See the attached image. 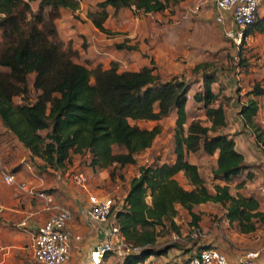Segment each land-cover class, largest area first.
Here are the masks:
<instances>
[{
	"label": "trees",
	"instance_id": "trees-1",
	"mask_svg": "<svg viewBox=\"0 0 264 264\" xmlns=\"http://www.w3.org/2000/svg\"><path fill=\"white\" fill-rule=\"evenodd\" d=\"M33 1L36 0H0L2 164L5 160L18 161V152L23 151L31 161L37 159L40 169L65 171L72 155L77 158L86 154L87 169L92 173L112 167L124 169L136 165V156L152 147L160 134L158 124L174 119L170 160L139 167L138 175L127 187L122 207L114 213V224L124 242L141 251L122 259L106 254L102 264H145L150 257L178 248L176 244L157 247V230L180 236L181 228L176 222L180 210L190 218V232L200 231L201 213L197 208L209 204L220 205L228 226L240 235H253L258 226H264V195L244 194L246 180L254 179L250 165L236 150L233 138L217 132L226 128L228 121L220 93L213 87L217 80L214 74L203 73L201 89L192 96L205 112L210 123L207 127L198 120L189 121L187 103L189 92L196 86L194 82L161 76L148 65L137 71H119L114 62L105 69L100 62L91 60L94 66L88 69L78 62L79 53L72 43L59 39L56 25L61 9L75 11L78 4L74 0H40L33 13ZM173 1L97 0V11L87 13L86 18L98 31L106 33L108 17L118 18L123 9L157 13ZM255 34L264 37V16H258L244 30L242 42ZM115 48L136 49L127 41ZM262 96L264 83H254L238 115L242 126L253 129L256 142L264 149V129L255 124L259 111L256 98ZM140 123L155 125L147 128ZM6 147L9 150L5 155ZM194 155L214 156L212 175L220 184H215L213 191L206 186L198 164L191 160ZM10 173L17 175L16 169ZM179 174H183L189 190L179 184ZM239 178L244 179L236 184L240 193L231 195L229 184ZM38 190L54 195L51 189ZM205 248L211 247L199 245L189 252V257Z\"/></svg>",
	"mask_w": 264,
	"mask_h": 264
},
{
	"label": "rangeland",
	"instance_id": "rangeland-1",
	"mask_svg": "<svg viewBox=\"0 0 264 264\" xmlns=\"http://www.w3.org/2000/svg\"><path fill=\"white\" fill-rule=\"evenodd\" d=\"M39 1L36 0L30 3L33 13L37 12ZM74 1L78 4V12L64 10L68 12V18L64 17L63 22L60 23L59 37L66 41L65 38L68 36V31H75V33L72 32L69 35L72 37L77 35L75 40H71V43L79 53V63L84 64L88 69H92L94 64L91 60L96 62L100 60L104 68H108L114 62L118 65L119 71L140 70L144 65H148L153 66L155 73L161 76L178 77L188 83L194 82L196 86L189 92L187 103L189 121L195 119L207 127L210 126V123L205 117V112L200 108L202 107L201 104L193 102L192 96L198 89H201L202 74H214L217 80L213 87L216 93H220L219 99L224 106L228 119L227 127L218 129L217 132L228 134L233 138L240 137L241 145L245 147H247L246 144L251 142L256 154L253 155L254 151L250 153L249 148H247L245 157L249 159L255 156L258 162L262 159L263 164V146L256 142L253 129L252 132L250 131L253 136L250 137L248 135L246 132L248 128L242 126L238 115L239 107L246 102L245 96L251 90L253 84L256 82L264 83V38L262 36L258 34L252 35L244 42L241 41L239 48L236 49L234 44L223 35L221 28L214 22L215 11L210 2H205V0H174L163 11L157 13H133L126 9L119 13L124 22L132 16H136L139 19V22L136 23L137 25L135 27L132 26L139 33L137 34L138 42L133 44L137 51L132 53V51L117 50L115 48L125 42V38L121 35L124 33L123 31H130V22H122L125 28L119 27V31H115L116 33L110 31L109 33L95 32L91 28L86 15L89 12L97 11V0ZM261 9L259 17L264 16V4ZM47 13L48 10L45 11V14ZM117 20L121 22L118 17L110 19L107 23L110 26L111 22H113L117 27ZM97 54L101 56L99 59L94 58ZM199 65L204 66L200 70H196L195 67ZM260 104L261 112L258 119L259 122H256V125L263 128L264 125L261 123L264 120L263 99ZM153 125L155 124L140 123V126L147 128ZM158 125L160 127L159 136L151 148L136 156V165L128 166L124 169L112 167L102 170L99 171L101 173L99 177H97L98 175H93L94 173L87 169L89 162L87 154L77 158L72 155L71 165L66 167L65 171L59 172L50 168L40 169L39 166L37 167V159L31 161L25 156L23 151L18 152V161L5 160L2 167L3 169L6 168L5 170H8V172H13V169H16L18 179H24L22 181L29 183L36 189H51L54 192L52 196H61L63 199H67V195L61 192L64 189L63 182L69 180L73 171L84 169L83 171L89 179L88 182H91V179L94 178L98 185L97 188L100 185H104L102 188H105L109 192V196L113 198L114 209H119L123 205V199L130 181L138 175L139 167L169 161L171 158L174 119L172 117L164 119ZM239 147L241 146L238 143ZM8 150L9 147H6L3 153L6 155ZM191 160L198 164L206 186L210 191H213V186L220 184L212 175L214 156L201 158L198 155H194ZM262 164L258 166L257 174L252 173L254 179L252 181L246 180V185L244 186L245 195L253 194L257 196L260 193V189L264 187V169ZM254 166V164L250 163L251 168H254ZM58 176L60 177L58 178ZM26 177H29L30 180L27 181ZM243 178L235 179L229 184L231 195L236 196L240 193L236 189V184L243 181ZM94 179L93 181H95ZM177 180L184 189H190L185 178L178 175ZM1 186L0 182L1 201L3 199L6 200L7 197L17 199L18 202L16 201V204L12 205L13 210L19 209V206H25L24 204H29V197L26 196V199L15 188L12 190ZM77 196L78 198L80 197L79 194ZM18 199H21V203ZM59 203L63 204V200ZM81 204L82 201L79 203V207ZM32 205L40 207L37 204L35 205V203ZM66 205H69V203ZM76 207L79 208L77 204ZM197 212L201 213V235L193 239L190 238V218L183 210H180L176 218V222L181 228L179 240L173 241L171 240L172 234L164 233L160 228L157 230L159 231L157 247L163 249L166 246L176 244L178 248L173 247L161 256L150 257L147 260L150 261L149 264H186L190 255L189 252L193 251V248H198L199 245L219 250L230 261L245 251L257 248L264 226H258L257 232L253 235L243 236L228 226L223 217L224 211L220 205H202L197 208ZM22 218L24 219V216L17 215L14 218L15 220L9 221V224H12V227L7 229L10 237L19 235L20 231L14 225L20 222ZM83 225L84 223L82 222ZM4 233L6 232L2 231V234ZM23 238L22 249L19 251V259L16 263L34 264L33 261H28L32 254V251H30L31 247L29 248L30 239L24 234ZM81 246L82 244L78 247L80 248ZM257 264H264V256Z\"/></svg>",
	"mask_w": 264,
	"mask_h": 264
},
{
	"label": "built area",
	"instance_id": "built-area-1",
	"mask_svg": "<svg viewBox=\"0 0 264 264\" xmlns=\"http://www.w3.org/2000/svg\"><path fill=\"white\" fill-rule=\"evenodd\" d=\"M26 1V0H25ZM214 7V22L221 28L223 35L236 49L243 39L244 30L251 26L259 16L264 0H205ZM0 177L4 185L15 188L32 200H39L41 210L47 219L36 228L32 238V259L34 264H68L70 261L71 242L80 241L79 236L69 231L72 212L68 207L55 203L52 195L34 188L29 183L18 179L16 174L3 169L0 160ZM88 177L83 170L71 173L66 184H72L85 190L86 200L78 209L84 226L90 232L101 235L99 243L89 253L90 264H102L106 254H113L118 259L140 253L139 247H132L124 242L118 227L114 224L115 203L110 196H101L86 191ZM122 207V206H121ZM2 209L0 207V213ZM21 227H26L22 222ZM190 238L200 236L195 229ZM173 234L171 240H179ZM264 256V231L257 248L243 252L230 261L226 255L214 248H205L192 253L187 264H257Z\"/></svg>",
	"mask_w": 264,
	"mask_h": 264
},
{
	"label": "crops",
	"instance_id": "crops-1",
	"mask_svg": "<svg viewBox=\"0 0 264 264\" xmlns=\"http://www.w3.org/2000/svg\"><path fill=\"white\" fill-rule=\"evenodd\" d=\"M64 10H67L69 12H75V13L78 12V8L75 11H71L68 9H61L60 10V18L56 21V25L58 28V36L60 33V30H59L60 23L63 22L64 17L68 18V15H67L68 12H66ZM112 18H113L112 16H109L107 21L104 24V29H105L106 33H109V31L112 33H116L117 31H119V27L125 28V25L123 23L130 22V24H131L130 31H128V32L123 31L124 33L121 36L125 38L124 40L127 41V44H129V45H133L134 43L138 42L137 34H139V33L137 32V30L133 29V27H135L137 25L136 23L139 22V19L136 16H132V17L128 18L127 20H125V22H124L122 17H120V15H119L121 22H119L118 20L116 21V23H118L117 27L115 26V24L113 22H111L110 26L108 25L107 22ZM113 19H116V18H113ZM89 23L91 24L90 21H89ZM69 25H71V24H69ZM91 28L95 32H100L92 24H91ZM127 30H128V28H127ZM72 32H73V30L68 31V33H67L68 36L66 35L67 37L65 38L66 41L60 39V37H59V39L63 42H69V41L71 42L72 39L75 40L77 35H76V37L75 36L72 37L69 35V34H72ZM73 33H75V31ZM73 48H74V46H73ZM74 49H76V48H74ZM136 51H137V49L132 50V53H136ZM91 57H92V55H91ZM91 57H89V58H91ZM99 57H101V56L98 54L94 56L95 59L96 58L99 59ZM99 62H101V61L99 60ZM135 71H137V70H135ZM262 99L264 100V96L256 98V100L258 101V104H259V111H258V117L255 120V124H256V122H259L258 119L260 117V112H261V104L260 103L262 102ZM227 121H228V119H227ZM261 123L264 125V120ZM243 127L248 128L249 131L246 130V132L248 133V135L250 137H252L253 136V134L251 133L252 129L248 126H243ZM262 129H264V127ZM233 140L235 142L236 150L244 155L245 161L248 163V165H250V163L255 165L254 168L253 167L251 168V171H253L254 174H257L258 169H259L258 166L262 164V161H261L262 159L259 160L260 162H258L257 161L258 159L255 156H253V158H249V159H247L245 157V155H246L245 151L247 150V148H249L250 153L251 152L253 153V151H254L253 155L256 154L255 153L256 150L254 149V147L251 146V142L246 144L247 147H245V146L241 145L242 142H241L240 137L239 138H233ZM238 143H239V146H241L239 148H238ZM0 157H1V155H0ZM1 165H3L2 162H1ZM262 165H263V169H264V161H263ZM80 170H82V169H80ZM99 173L100 172L94 173L93 175H98L97 177H99L101 175V173L100 174ZM179 176L184 178L183 174H179ZM59 177L60 176H58V178ZM25 179L27 181L30 180L29 177L28 178L26 177ZM93 179H91V182H89V185H87L86 191L91 192V193H96V194H99L101 196H109V192H107L105 188H102L104 185L103 186L100 185V187L97 188L98 185L96 183V180L94 179L95 181H93ZM19 180H20V178H19ZM22 180H24V179H21V181ZM0 182L4 188L12 189V190L14 189L13 187L4 185L1 181V178H0ZM101 182H103V181H101ZM63 187H64V189L61 192L65 193L67 195L68 200L66 198L63 199L61 196L58 197L57 195H55L56 197L53 196L54 201L58 205H62V206L65 205V207H68L72 211L73 216H72V220H71L68 228H69V231L73 235L79 236L81 238L80 241H78V242H75V241L71 242L70 261L68 262V264H90L89 253L94 248V245L99 243L102 236L99 235L95 231L90 232L89 230H87V228L84 225L82 226V221L80 220V217L78 214L79 208L76 207V204L79 207V203H81V201H82V203L85 202V200H86L85 190L80 189L79 187H74L72 184H66L65 181L63 182ZM186 190H189V189H186ZM76 192H78V193H76ZM83 193H84V195H83ZM77 194H79V196H80L79 198H78ZM259 194L264 195V187L260 189ZM24 197H26V196H24ZM26 199H27V197H26ZM18 200L21 203V199H18ZM62 200H63V204H60L59 202L60 201L62 202ZM16 201H17L16 198L14 199V198H10V197H7L6 200H4V199L2 201L0 200V207L2 209V211L0 213V221H1V224H0V264H17L16 261H18V259H19L18 258L19 251L22 249V246H21L22 245V239H24L23 234L26 235L27 237H29V239H30L29 248L31 247L30 251H32V246H31L32 243L31 242H32L33 235L36 231V228L39 225H41L47 219V214L41 210V207L38 208V206L34 207L32 205L33 203H35V205L37 204L40 206L39 202L36 203L35 200L30 199L28 202L29 203L28 205L24 204L25 206H23V207L19 206L18 207L19 209L13 210L12 205H15ZM67 202L69 203V205H66V204H68ZM74 203H76V204L74 205ZM261 206H262L261 207L262 211H264V204H262ZM6 212H9V213H6ZM17 215L24 216V219L22 218L23 220L21 219L20 222H18L14 225L18 228V231H20V233L18 236L10 237V235H8V233H7V229L11 228L12 224H9V221L15 220L14 218ZM25 220H26L27 226L21 227L20 224L22 222H24ZM2 231L6 232V233L2 234ZM81 244H82V246L79 248L78 246ZM28 261H33L32 254H31L30 260H28ZM28 261H27V263H28ZM109 262L113 263L112 261H109ZM149 262L150 261H146L145 264H149Z\"/></svg>",
	"mask_w": 264,
	"mask_h": 264
}]
</instances>
